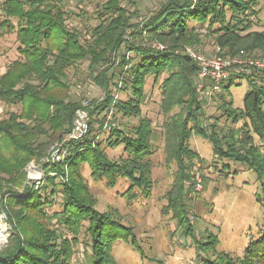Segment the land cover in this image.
I'll return each instance as SVG.
<instances>
[{"label": "trees", "instance_id": "obj_1", "mask_svg": "<svg viewBox=\"0 0 264 264\" xmlns=\"http://www.w3.org/2000/svg\"><path fill=\"white\" fill-rule=\"evenodd\" d=\"M257 4L258 0H167L151 16L135 23L136 13L124 7L121 0H107L101 5L96 18L99 23L92 27L91 38L82 40L81 33L68 26V12L57 0H2L1 11L6 18L1 25L16 32L20 58L0 76V100L21 104L22 110L0 120V210L7 214L11 225L8 243L0 248V264H71L73 245L85 222L91 236L90 264H112L111 250L118 239L136 242L131 230L111 213L95 209L96 201L84 178L88 167L93 179L106 180L112 187L119 178L128 179L127 193L138 188L149 195L153 186L150 157L156 135L151 118L143 116L138 125L129 129L110 126L104 140H99L103 130L93 126L95 121L101 128L104 125L106 116L93 117H99L112 104L111 89L118 85L117 76L119 82L125 83L121 90L131 95L113 102L116 113L137 116L145 102L147 78L154 76L157 82L165 73L161 83V109L167 116L163 125L165 147L169 161L178 166L168 201L179 213L177 217L183 219L187 212L183 199L185 180L188 167L198 157L190 145L194 134L207 137L221 160L245 163L253 169L264 193V74L238 76L246 78L250 87L242 108L225 99L237 77L223 82L217 95L222 99L224 116L233 124H242L233 128L229 136H221L219 119L214 118L207 127L202 121L203 102L196 83L198 65L190 57L176 53L177 48L198 42L199 29L193 23H208L215 44L227 54L256 49L264 52V32L252 30ZM149 41H157L165 48H154ZM122 48L132 55L121 53ZM84 60L90 61L94 82L106 94L102 101L93 100L88 107V135L66 143L65 135L83 106L70 100L67 72ZM176 107L181 111L172 113ZM53 142L68 150L53 172L64 180L66 173L60 168L67 166L69 180L57 182L48 175L45 185H29L20 193L16 187L27 178L24 168L33 159L44 157ZM120 146L123 154L110 158L107 149ZM222 168L227 172L230 165L226 163ZM6 193L12 195L6 198ZM58 194L62 196L63 210L51 216L47 207ZM259 200L264 206V196L263 201ZM54 218L71 231L73 239L50 225ZM205 264H264V230L249 243L243 257L220 254Z\"/></svg>", "mask_w": 264, "mask_h": 264}, {"label": "rangeland", "instance_id": "obj_2", "mask_svg": "<svg viewBox=\"0 0 264 264\" xmlns=\"http://www.w3.org/2000/svg\"><path fill=\"white\" fill-rule=\"evenodd\" d=\"M107 0H57L59 5L68 12L67 23L70 28H75L81 33L82 40L91 38V29L99 23L96 19L101 5ZM122 5L131 13H136L133 22H141L145 17L151 16L163 2L167 0H121ZM0 0V76L8 66L20 58L18 52L19 42L15 31L3 27L1 23L5 15L1 11ZM257 15L252 17L253 31L264 32V0H258L256 6ZM13 22L17 19L12 18ZM196 25L199 29L198 42L185 44L176 49L177 54L185 55L186 48H192L206 57L218 56L223 60L262 59L264 52L261 49L254 51H242L238 54H227V50H219L215 39L208 32V23ZM154 48H158L157 41H149ZM162 45V44H161ZM164 46V45H163ZM165 48V46H164ZM163 48V49H164ZM162 49V48H161ZM121 53L131 52L122 48ZM232 60V62H234ZM239 65L233 63L232 67ZM264 69V68H263ZM262 69V70H263ZM264 72L255 73L262 76ZM129 75V74H128ZM163 76L155 82L154 76L147 78L145 85V102L142 105L141 114L137 116H125L116 113L115 101L128 99L130 91L121 90L125 83H121L116 77L117 86H112L114 100L112 104L93 119H101L106 116L103 127L98 121L93 126L103 130L99 140L106 139L110 134V126L129 129L138 125L141 117H149L156 135L153 141L154 152L151 155L153 186L150 194L136 188L128 192L130 181L119 178L115 186H109L106 180H95L91 176V170L86 167L84 178L89 186L90 195L96 201L95 209L99 212L111 213V215L131 230L136 238L132 243L125 239H118L112 247V264H205L207 259L216 260L220 254H230L232 257H243L246 247L261 235L264 230V206L263 189L257 173L247 164L233 160H221L214 152L213 144L203 135L194 134L190 145L198 153V157L188 167V178L185 180L184 202L187 212L183 219L177 217L169 205L168 193L173 189L176 180L178 166L175 161H169L166 153V136L164 134V122L167 118L162 113V87ZM67 81L70 84V100L82 103L90 121L88 107L91 101H102L106 91L98 86L93 79L90 69V61L84 60L71 67L67 72ZM198 82V78H197ZM196 82V83H197ZM246 78H238L230 89V95H225L227 101L232 100L233 106L242 108L244 96L249 89ZM216 93L212 100L205 105L203 103V124L207 127L216 118L219 119L220 135H230L233 128H239L242 123L233 124L226 119L221 109L222 99ZM21 104H8L0 100V120L8 118L11 112H21ZM176 107L172 112H180ZM90 127V123H89ZM90 131V128H89ZM89 133V132H88ZM87 133V135H88ZM67 134L65 138H67ZM228 138V137H227ZM224 138V139H227ZM256 143H260L257 136ZM69 142V140H64ZM123 146L115 149H107L110 158L117 159L123 154ZM68 155V150L62 148L58 142H53L47 154L39 161L33 159L24 168L27 178L16 189L23 193L27 186H40L47 183L48 175L55 177L57 182L69 180V168H60L65 172L63 177L56 172L55 164H60ZM228 163L230 169L223 171V165ZM51 187H48V191ZM10 193H6L7 198ZM62 196L56 195L52 205L47 207L51 216L61 212ZM50 225L60 229L65 236L72 238L71 231L61 226L56 218ZM88 223L85 222L79 230L78 242L73 245L71 264H90L92 257L91 236L87 233ZM0 229L5 235V240L0 243V248L8 243L11 235V225L8 216L0 210ZM73 239V238H72Z\"/></svg>", "mask_w": 264, "mask_h": 264}, {"label": "built area", "instance_id": "obj_3", "mask_svg": "<svg viewBox=\"0 0 264 264\" xmlns=\"http://www.w3.org/2000/svg\"><path fill=\"white\" fill-rule=\"evenodd\" d=\"M158 48H164L159 44ZM219 50L221 48L219 47ZM185 55L190 57L198 65V82L197 88L199 90V99L208 105L214 95L221 90L223 82L231 77L238 76H255V73L264 72V60L249 59L241 60L236 58L234 62L230 60H223L218 56L206 57L195 49L186 48ZM233 63L238 64L237 68L232 67ZM263 69V70H262ZM264 74V73H262ZM89 122L85 109H79L76 113L73 126L67 134V140L82 139L89 132Z\"/></svg>", "mask_w": 264, "mask_h": 264}, {"label": "bare ground", "instance_id": "obj_4", "mask_svg": "<svg viewBox=\"0 0 264 264\" xmlns=\"http://www.w3.org/2000/svg\"><path fill=\"white\" fill-rule=\"evenodd\" d=\"M3 231H1L0 229V243H3V241L5 240V237H4L5 235L3 234Z\"/></svg>", "mask_w": 264, "mask_h": 264}]
</instances>
